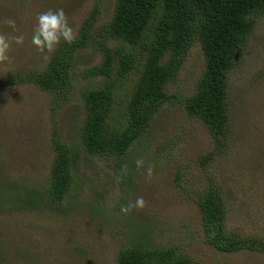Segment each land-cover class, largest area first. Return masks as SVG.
<instances>
[{
    "label": "rangeland",
    "instance_id": "1",
    "mask_svg": "<svg viewBox=\"0 0 264 264\" xmlns=\"http://www.w3.org/2000/svg\"><path fill=\"white\" fill-rule=\"evenodd\" d=\"M114 4L0 0V34L10 40L24 36L22 44L11 41L0 76L46 67L52 52L42 53L31 43L39 13L62 8L77 36L85 16L97 10L95 26H100L112 16ZM8 19L15 20V31ZM84 47L73 64L72 97L61 106L53 105L52 95L32 82L0 86V264H114L123 246L141 241L172 247L195 264H264V252H225L209 244L197 205L199 194L216 185L223 193L228 229L264 238V15L256 17L230 73L231 133L218 151L204 123L187 116L181 104L203 68L196 42L166 86L175 97L160 106L123 162L116 168L87 154L78 136L84 119L82 90L98 85L102 77L87 76L84 70L103 55L96 46ZM131 82L120 86L119 97ZM54 127L63 141L79 149L74 189L61 210L25 202L33 187L46 184ZM138 159L143 161L140 168ZM137 197L144 198L143 208L120 211Z\"/></svg>",
    "mask_w": 264,
    "mask_h": 264
},
{
    "label": "trees",
    "instance_id": "2",
    "mask_svg": "<svg viewBox=\"0 0 264 264\" xmlns=\"http://www.w3.org/2000/svg\"><path fill=\"white\" fill-rule=\"evenodd\" d=\"M260 15H264V0H115L107 22L96 27L97 10L91 11L83 18L76 39L71 44L61 42L43 70L20 69L1 75L0 86L32 82L52 95L53 105L61 106L72 97L78 49L96 46L103 58L84 73L101 76L102 81L82 90L84 119L78 136L87 154L111 161L117 168L145 134L160 106L175 97L166 86L198 42L203 68L194 91L181 104L187 116L204 123L218 151L231 133L230 73ZM109 41L117 43L111 46ZM129 80L119 97L120 86ZM60 132L54 127L50 137L46 184L30 190L32 195L25 199L28 205L61 210L73 192L79 149L63 141ZM197 205L205 238L213 247L225 252L245 248L264 252V238L241 236L228 229L223 193L216 185L199 194ZM114 264L195 262L172 247L141 241L123 246Z\"/></svg>",
    "mask_w": 264,
    "mask_h": 264
},
{
    "label": "clouds",
    "instance_id": "3",
    "mask_svg": "<svg viewBox=\"0 0 264 264\" xmlns=\"http://www.w3.org/2000/svg\"><path fill=\"white\" fill-rule=\"evenodd\" d=\"M7 24L9 27L16 30V22L14 19H8ZM76 39V33L72 26H70L65 12L62 8L55 10L49 9L41 12L36 17V26L31 35V43L42 53H51L55 48L61 44H71ZM11 41L16 44H22L24 36L18 35L11 38L0 34V62L7 61L9 59L8 52L11 48ZM46 60L49 58L47 55L44 57ZM143 165L142 160H136L137 168ZM152 169L148 168V174L151 175ZM145 201L143 197H137L134 203H128L123 205L120 209L121 212L127 213L132 208H143Z\"/></svg>",
    "mask_w": 264,
    "mask_h": 264
}]
</instances>
